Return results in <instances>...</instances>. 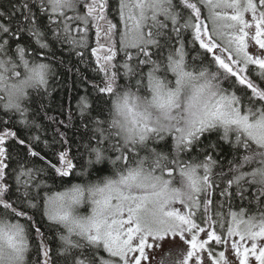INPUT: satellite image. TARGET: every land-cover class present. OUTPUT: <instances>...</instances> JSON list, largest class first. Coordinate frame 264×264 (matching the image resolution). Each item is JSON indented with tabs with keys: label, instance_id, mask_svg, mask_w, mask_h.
I'll return each mask as SVG.
<instances>
[{
	"label": "snow or ice",
	"instance_id": "1",
	"mask_svg": "<svg viewBox=\"0 0 264 264\" xmlns=\"http://www.w3.org/2000/svg\"><path fill=\"white\" fill-rule=\"evenodd\" d=\"M264 264V0H0V264Z\"/></svg>",
	"mask_w": 264,
	"mask_h": 264
},
{
	"label": "rangeland",
	"instance_id": "2",
	"mask_svg": "<svg viewBox=\"0 0 264 264\" xmlns=\"http://www.w3.org/2000/svg\"><path fill=\"white\" fill-rule=\"evenodd\" d=\"M158 256H159V252H157V253L155 254V260H154V262L156 261V259L158 258Z\"/></svg>",
	"mask_w": 264,
	"mask_h": 264
},
{
	"label": "flooded vegetation",
	"instance_id": "3",
	"mask_svg": "<svg viewBox=\"0 0 264 264\" xmlns=\"http://www.w3.org/2000/svg\"><path fill=\"white\" fill-rule=\"evenodd\" d=\"M159 259H160V254H159V256H158V258L156 260H159ZM154 264H155V262H154Z\"/></svg>",
	"mask_w": 264,
	"mask_h": 264
}]
</instances>
